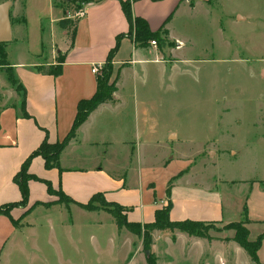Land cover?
<instances>
[{
  "label": "rangeland",
  "instance_id": "rangeland-1",
  "mask_svg": "<svg viewBox=\"0 0 264 264\" xmlns=\"http://www.w3.org/2000/svg\"><path fill=\"white\" fill-rule=\"evenodd\" d=\"M53 1L60 9L51 7V0H25L23 7L22 0H14L10 7L12 38L2 44L5 63L15 78L24 71L19 66L42 65L56 56L54 43L65 33L70 38L75 14L86 5L80 0ZM177 1L136 5L155 27L171 12L159 26L166 31V35L159 33L163 42L154 45L172 64L171 81L165 89L156 78L144 99L156 104L152 118L159 144L142 147L139 161L124 154L120 137L131 135V116L122 113V123L115 126L116 116L106 112L92 132L97 135L94 128L101 127L100 133L108 134L112 142L89 152L94 161L102 155L96 159L102 162L104 174L125 172V186L106 187L104 193L125 207L128 220L147 217L148 206L154 200L158 206L170 186V218L203 220L204 236L146 229L143 221L136 235L118 227L101 204L95 202L96 209L87 211L76 204L80 202H68L54 190L46 202L18 200L6 207L15 230L0 252V264H264V239L254 263L234 242V231L228 226L247 219L250 240L264 231V123L253 122L264 120V81L255 73L264 66V0H207L211 2L197 7L195 0H188L175 8ZM167 33L180 40H171ZM2 62L0 57V107L10 105L14 94L19 102L21 98ZM126 70L120 74L117 94L123 104H128L132 77ZM252 106L253 111L246 110ZM213 127L216 134L207 138ZM175 135L178 140H169ZM172 150L189 157V163L167 183L161 163L168 161ZM185 161L179 159L172 169ZM139 162L142 168H154L148 173L150 180ZM186 171L190 173L172 187L173 178ZM145 180L155 184L154 191L142 186ZM6 235L1 232V237Z\"/></svg>",
  "mask_w": 264,
  "mask_h": 264
},
{
  "label": "crops",
  "instance_id": "crops-1",
  "mask_svg": "<svg viewBox=\"0 0 264 264\" xmlns=\"http://www.w3.org/2000/svg\"><path fill=\"white\" fill-rule=\"evenodd\" d=\"M141 1L152 5L163 0H136L131 4L132 14L144 18L152 31L157 30L162 22L171 15V12L161 19L160 22L158 19L159 23H157L156 27L152 26L148 14H142V12L136 10L137 3ZM183 1L188 0H178V5L176 4L175 8L182 6L183 3L181 2ZM205 1L207 0H195V7L201 3L204 5L203 2ZM207 2L210 3L211 1ZM50 5L51 7L55 6L56 10L60 9L52 0ZM190 5L188 7L192 11L194 6L191 3ZM170 8V6L167 9L164 8L162 15L166 14ZM82 12L83 15L75 21V31L72 37L70 35V38L66 39L68 33H65L66 36L64 34L60 35L59 41L54 43L56 56L51 55L50 61L42 65L30 63L18 67V69L24 70L20 75L16 76V79L24 88V110L30 117H23L21 98L19 102L16 94H14L10 105L0 107V204L20 200V191L13 181V176L19 170L22 161L43 139L45 133L42 129L47 131L48 141L51 143L57 140L60 141L68 133L76 114L77 102L80 99L89 98L95 91L96 74L91 71V68L103 65L109 50L116 45V37L118 35L119 42L112 63V79L115 78L116 86L114 100L99 105L80 125L75 137L69 141L59 156L60 171L57 168L45 169L43 159L40 156H36L31 160L28 172L50 182L54 190H61L72 202H87L92 194L101 192L107 201L118 203L119 201L110 199L105 195L104 188L124 187L126 182L125 172L121 171L108 176L104 174L105 170L102 162L96 159L102 155L96 154L95 161L93 160L94 158L92 157L94 156H91L89 152L90 149H93L92 147L99 149L101 144L109 145L112 142L108 134L100 133L101 127L99 129L94 128L95 131L99 132L96 133L97 135L92 132V127L95 126L94 123L106 112H110L113 116H116L112 122L116 126L122 123V113L128 112V115L131 116L129 118L131 135L120 137V143L123 147L122 152L128 156H135L136 161H139L142 147L151 148L159 144L156 138L155 119L152 118L156 104L147 103L144 99L147 96L145 93L150 90V85L155 87L156 78H158L159 84L166 89L167 80L171 81L170 67L172 64L164 58L163 53L157 47L151 44L148 46L136 45L133 39L128 36L129 24L121 9L119 0L89 2L83 7ZM238 18L244 19L243 16H238ZM22 20L25 21V19ZM169 22L170 18L168 23H166L168 33L167 24ZM168 38L170 37L168 36ZM170 39L180 40L178 37ZM60 55L63 56L64 61L61 65V72L57 76L38 69L39 67L47 68L50 65H54ZM116 67L117 72L115 70ZM124 70L129 71L132 76L128 104L121 103L117 97L118 90L122 85L120 74ZM255 73L260 80L264 81V66L260 67ZM151 75L152 79L149 80ZM137 78H139V81L142 78L141 84H139ZM127 107L128 109L126 110ZM249 109L253 111V106L248 107L246 110L249 111ZM253 122L257 124L264 123V120L260 118L258 121ZM253 122L252 124L257 126ZM216 132L217 129L213 127L208 132L207 138L214 137ZM177 137V135L172 136L169 140H178ZM132 139H134L133 142ZM172 152L167 157L168 161L161 163V168L165 170L163 175L167 177V183L171 177L185 170L189 163L187 159L189 157H182L183 155L181 156L182 153L180 151L172 150ZM210 153L215 152L211 151ZM90 159H92L91 162ZM179 159H186V161L183 166L179 167L180 169L177 167V169L173 170V164L178 163ZM151 166L142 168L139 162L141 171L144 170L146 174V180L149 179L148 173L154 171ZM190 171H186L174 178L172 187L175 185L174 182H180L184 175L186 176ZM146 180L145 185L142 186L146 188L148 186L150 190L154 191L155 184L153 182L147 183L148 181ZM28 190V202H46L51 197L46 190V185L40 181L30 180L28 182ZM166 198L170 200V198ZM166 198H160L158 206L154 205V200L152 202L153 206H148L150 210L147 217L143 215L142 220L133 221H152L154 210L162 207L167 201ZM150 216L151 219H149ZM170 219L175 221L191 218ZM14 230L8 217L0 215V252L5 242L13 235ZM3 231L8 232L5 238L1 237V232Z\"/></svg>",
  "mask_w": 264,
  "mask_h": 264
},
{
  "label": "trees",
  "instance_id": "trees-1",
  "mask_svg": "<svg viewBox=\"0 0 264 264\" xmlns=\"http://www.w3.org/2000/svg\"><path fill=\"white\" fill-rule=\"evenodd\" d=\"M93 1L99 0H80L79 2L87 4ZM134 1L136 0H119L121 9L129 24L128 36H130L133 39L134 43L139 46H148L151 40L158 43L163 42V38L159 37V33L162 30V26L158 30L152 31L148 25V22L144 18L140 16H134L132 14L131 4ZM74 27L75 23L71 28V37L75 31ZM162 33L166 35L165 30H162ZM118 42L119 35L116 37V45L109 50L105 62L101 66L100 71L96 73V87L94 93L89 98L80 99L77 102L75 117L68 133L64 136V138L60 141L57 140L51 143L48 141L47 131L41 128L45 133L43 139L38 144V146L22 161L19 170L13 176V181L18 186V189L20 191L21 198L18 201L19 203L23 204L28 200V182L30 180L43 182L46 185L47 192L49 194L54 193V189L52 188L50 182L43 180L37 177L36 175L30 174L28 172V167L30 165L31 160L36 156H40L43 159L45 169L57 168L60 171L59 156L63 149L67 146L69 141L75 137L80 125L84 123L89 114L94 111L99 105L114 100V92L116 90V86L115 78L112 79V63ZM0 57L3 61L2 64L6 68L5 71L7 72L8 81H10L12 84L18 85V90L21 92V108L23 110L22 115L23 117L28 118L30 117V115H28V113L24 110V88L13 76L12 69L8 65V63H5L6 52L2 43H0ZM63 61L64 58L60 55L57 57L56 63L54 65H50L47 68L39 67L38 69L50 75L57 76L61 72V65ZM169 189L170 186H167L165 190L167 197L170 196ZM58 192L61 194V196L66 198L68 202H72V200L66 195H64L61 190H58ZM95 202L101 204L103 207H106L107 211L112 216L118 227H122L136 235L140 234V222L128 220L125 207L116 202H110L105 200L104 195L101 192H96L92 194L85 203H74L79 205L81 208L90 211L96 209V206L94 205ZM11 204L12 203L10 202L2 203V205H0V215L8 217L10 222L14 224L11 216L9 215L8 209L6 208L9 207ZM171 207L172 202L169 200L165 206L156 208L153 212L152 221L144 223L143 227H145L146 229L149 228L151 230H178L192 236H204V226L206 225L204 221L192 219H183L175 221L171 220L169 218ZM243 211L246 214V207L243 208ZM246 223H248L247 219L239 222H230L228 226L234 231L232 237L234 242L237 243L238 246L244 250V252L251 259V261H253L254 263H258L257 251L260 248L261 241L264 239V231L259 234V236L255 240H250L248 238V229L245 227Z\"/></svg>",
  "mask_w": 264,
  "mask_h": 264
},
{
  "label": "water",
  "instance_id": "water-1",
  "mask_svg": "<svg viewBox=\"0 0 264 264\" xmlns=\"http://www.w3.org/2000/svg\"><path fill=\"white\" fill-rule=\"evenodd\" d=\"M12 4V0H5L0 3V43L8 42L12 38L9 16V10Z\"/></svg>",
  "mask_w": 264,
  "mask_h": 264
},
{
  "label": "built area",
  "instance_id": "built-area-1",
  "mask_svg": "<svg viewBox=\"0 0 264 264\" xmlns=\"http://www.w3.org/2000/svg\"><path fill=\"white\" fill-rule=\"evenodd\" d=\"M75 15L78 16V17H80V16L83 15V12H82V11H79V12H77ZM150 44H151L152 46H154V45H155V41L151 40V41H150ZM99 69H101V66H93V67L91 68V71H92L93 73L96 74V73L99 71Z\"/></svg>",
  "mask_w": 264,
  "mask_h": 264
}]
</instances>
